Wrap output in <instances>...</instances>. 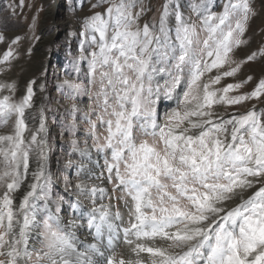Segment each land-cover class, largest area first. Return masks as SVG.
I'll list each match as a JSON object with an SVG mask.
<instances>
[{
    "label": "snow or ice",
    "instance_id": "6c2138e0",
    "mask_svg": "<svg viewBox=\"0 0 264 264\" xmlns=\"http://www.w3.org/2000/svg\"><path fill=\"white\" fill-rule=\"evenodd\" d=\"M89 11L80 32L87 83L64 84L74 93L68 99L91 101L83 114L91 146L73 139V150L88 162L93 149L103 156V165L94 162L101 169L95 180L111 190L89 182L92 169L88 180L79 179L82 161L77 182L64 181L73 199L53 201L43 108L38 129L26 122L35 80L19 99L15 81L0 82V127L11 125L0 134V264H97V256L104 264H264V108L229 116L217 110L261 101L264 75L250 92L230 95L252 76L216 87L243 64L264 59V45L233 58L249 44L258 15L253 0H165L158 23L141 24L151 11L146 0H96ZM20 39L0 57L7 66L0 74L19 58ZM78 111L71 104L73 121ZM114 198L124 201L127 222ZM79 228L88 230L84 242Z\"/></svg>",
    "mask_w": 264,
    "mask_h": 264
},
{
    "label": "rangeland",
    "instance_id": "374dc122",
    "mask_svg": "<svg viewBox=\"0 0 264 264\" xmlns=\"http://www.w3.org/2000/svg\"><path fill=\"white\" fill-rule=\"evenodd\" d=\"M94 2L96 0H24L21 8L20 0H0V34L5 37L4 42L0 43V57L8 49L14 37H21L19 45L14 46L20 53L19 58L12 62L9 70H4L0 74V82L15 81L17 85L16 98L19 99L24 95L28 82L35 80V84H33L35 93L33 107L26 112V122L29 128L38 129L41 121V109L43 108V121L46 127L45 151L48 157V170L52 179L50 197L53 201L58 195L64 196L66 200L73 199L64 191V181L67 177L73 184L77 182L78 167L82 161L88 166L79 175V179L85 180H88L86 173L89 169L94 170L92 180H95V175L100 173L101 169L97 168L94 163L96 160H99L101 165L104 163L103 156H98L94 149L91 153L92 162H88L87 158L81 157L78 151L73 150V139L77 140L80 148L85 147L86 139L88 146H91V139L86 136L88 126L83 120V114L88 111L91 101L87 95H78L74 100L68 99L74 93L64 84L65 80L87 83L88 64L87 61L80 60L82 55L81 40L83 39L80 32L81 22L85 16L91 14L89 5ZM164 2L165 0H146L151 11L142 18L141 24L151 23L153 18L158 23L159 9ZM178 2L187 4L188 0H178ZM211 2L215 4L217 0H211ZM253 4L258 15L251 21L246 33L249 44L241 46L233 53V58L237 61L244 60L253 51L264 45V31H261L264 29V0H253ZM213 10L218 11L219 9L214 7ZM185 14L187 15V12ZM34 17L36 19L33 25ZM193 19L195 18L193 17ZM172 22L174 23V21ZM30 28L31 31H29ZM33 35L39 37V40L33 41ZM29 47L32 48L30 55L26 54ZM84 48L87 50V44L84 45ZM84 54H87L86 51ZM6 67L0 66V68ZM262 75H264V59L243 64L241 72L236 77L225 78L216 87H222L227 83H236L252 76L253 79L240 92H233L230 95L250 92ZM159 82L163 84V80ZM41 85H43V89H41ZM73 103L80 109L75 113V121L70 114ZM171 103L172 106H175L174 102ZM253 105L257 109L264 108V98L261 101H245L240 105L227 108L218 105L217 110L225 116L233 113L239 115L251 110ZM10 132L11 125L0 127V134ZM69 161L73 162L70 167L68 166ZM36 167L37 162L33 156L30 168L35 170ZM30 180L31 176L22 186L21 193ZM111 187L110 184H107L109 190ZM21 193H17V196L19 197ZM40 203L42 208L43 202ZM104 203H109V201L105 200ZM111 203L118 207L123 214V200L114 198ZM83 206L86 210L90 206V202L84 200ZM64 208L65 211L61 215L64 222H67L71 213L67 211V204H64ZM127 219L124 221L127 222ZM116 223L120 224L121 222L116 221ZM81 231L87 232V229L82 228ZM79 239L83 241L82 238ZM121 245L119 251L123 254L127 253ZM95 260L97 264H104L103 257L97 256Z\"/></svg>",
    "mask_w": 264,
    "mask_h": 264
},
{
    "label": "bare ground",
    "instance_id": "6f19581e",
    "mask_svg": "<svg viewBox=\"0 0 264 264\" xmlns=\"http://www.w3.org/2000/svg\"><path fill=\"white\" fill-rule=\"evenodd\" d=\"M88 166V164H86V167ZM89 169V168H88ZM95 171H97V170H95ZM91 181V183L92 182H94V183H102V185L103 186H106L107 187V184H106V182H102V181H100V182H97L96 180H90ZM89 181V182H90ZM122 208L124 209V211H123V214H124V219H126V218H128L127 217V209L124 207V206H122ZM126 222V221H125ZM65 223H67V222H65ZM81 229L82 228H79V229H77L76 230V233H77V236L79 237V238H82L83 239V241H81V242H84V240H85V235H86V233L87 232H82L81 231ZM88 231V230H87ZM81 240V239H80ZM87 242H91V237H88V241ZM159 243V242H158ZM122 246V245H121ZM122 247H124L125 248V251L127 252V249H126V247L123 245ZM125 255V257H127V255H129V253L127 252V253H125L124 254ZM143 256H147V254L146 253H144V254H142ZM97 260V259H96Z\"/></svg>",
    "mask_w": 264,
    "mask_h": 264
}]
</instances>
